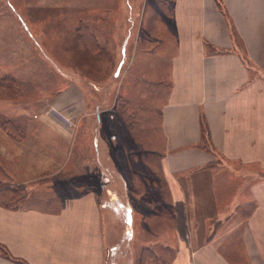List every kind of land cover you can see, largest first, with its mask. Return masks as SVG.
<instances>
[{
	"label": "crops",
	"instance_id": "1",
	"mask_svg": "<svg viewBox=\"0 0 264 264\" xmlns=\"http://www.w3.org/2000/svg\"><path fill=\"white\" fill-rule=\"evenodd\" d=\"M170 11L168 35L154 42L161 50L170 43L173 53L155 65L139 61V70L147 64L168 85H142L139 77L128 86L136 105L142 95L155 97L151 118L159 132L144 134L142 156L159 159L169 226L154 225L153 212L142 215V196L132 186V197L120 198L119 187L130 184L121 176L118 147L102 143L109 128L103 122L113 115H95L92 159L41 115L43 144L0 149V247L7 252L0 249V264H120L119 235H128L125 255L136 264L143 230L160 235V248L162 234L174 236L170 264H264V0H172ZM140 38L132 45L136 56ZM127 69L134 72V64ZM63 94L60 109L82 128L90 118L84 85ZM103 149L114 161L108 168ZM18 187L28 191L20 206L12 204Z\"/></svg>",
	"mask_w": 264,
	"mask_h": 264
},
{
	"label": "rangeland",
	"instance_id": "2",
	"mask_svg": "<svg viewBox=\"0 0 264 264\" xmlns=\"http://www.w3.org/2000/svg\"><path fill=\"white\" fill-rule=\"evenodd\" d=\"M171 3L172 0H0V149L17 143L43 144L46 126L38 119L42 115L71 138L74 149L78 144L87 148L82 150H87L92 159L95 127L99 126L95 115L102 112L109 119L113 115L112 123L103 122L109 128L102 131V143L104 147L111 143L118 147L121 176L130 184L119 187L120 198L125 201L131 196L132 186L135 197L142 196V215L153 212L152 222L159 228L170 224L168 188L161 177L158 157L150 153L146 158L142 156L146 150L142 145L147 144L144 134L159 132L158 123L151 118V110H157L155 97L142 95V105H136L132 101L134 89L128 86H134L139 77L142 85H168V79L159 83L147 64L165 61L173 53L170 43L166 42L161 50L154 42L169 33ZM146 35L151 38L146 40ZM130 36L135 38L127 43ZM140 36L142 53L136 56L132 45ZM154 47V51L147 52ZM140 59L149 62L142 71ZM128 63L134 64V72H129ZM167 66L164 62L165 72ZM74 84L84 85L89 104L90 118L84 120L82 128L78 117L72 119L61 110L67 104L62 102L63 93ZM115 130L119 133L117 140L109 138ZM127 132L131 134L129 138ZM103 152V165L108 168L114 161L108 149ZM154 180L160 181L156 184ZM21 188L17 196L24 193L25 199L12 203L17 206L24 204L28 195L26 188ZM143 233L142 254L145 249L152 252L145 253L146 261L170 264L175 252L174 236L171 240L170 234H162L160 248V235ZM125 237L128 235H119V247L123 244L124 248L114 258L120 264L133 261L125 255Z\"/></svg>",
	"mask_w": 264,
	"mask_h": 264
},
{
	"label": "trees",
	"instance_id": "3",
	"mask_svg": "<svg viewBox=\"0 0 264 264\" xmlns=\"http://www.w3.org/2000/svg\"><path fill=\"white\" fill-rule=\"evenodd\" d=\"M204 130V132H205V128L203 129ZM23 191V189L21 188V187H18V188H15V189H13V190H11L13 193H15V192H19V191ZM15 191V192H14ZM21 197V198H20ZM15 199H17V200H24L25 199V195H24V193H23V196H17V197H15ZM0 249H1V251H2V253L4 254V255H6L7 256V252L2 248V247H0ZM145 253H152L151 252V249H145V250H143V254H142V252H141V254H140V258H139V264H149V262L148 261H146V260H148V259H146L145 258ZM157 258V256L155 257V259ZM150 261V260H149Z\"/></svg>",
	"mask_w": 264,
	"mask_h": 264
}]
</instances>
